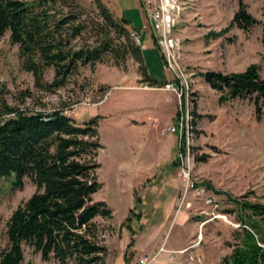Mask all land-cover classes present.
I'll return each instance as SVG.
<instances>
[{"label": "rangeland", "instance_id": "1", "mask_svg": "<svg viewBox=\"0 0 264 264\" xmlns=\"http://www.w3.org/2000/svg\"><path fill=\"white\" fill-rule=\"evenodd\" d=\"M78 3L82 20L89 22L81 38L74 41L81 45L84 38L89 42L95 39L93 24L100 17L94 0ZM245 4L258 20L248 30L232 24L239 0L182 2L176 32L183 42L181 63L190 83L192 115L190 155L184 160L194 182L185 201L181 195L179 139L173 134V141L172 135L163 133L179 115L172 91L170 97L162 89L144 88L152 85L145 81L133 58L128 59L126 67L111 61L81 66L66 86L42 89L33 74L23 69L19 47L11 42L10 32L0 36V100L26 110L63 109L79 122L100 116L98 129L104 147L96 160L103 186L95 199L107 201L114 210L111 218H97L102 242L108 247L106 264H127L118 242L123 229L146 232L162 225L168 232L166 239L172 243L182 230L190 228L186 212L199 229V249L188 256L186 263L224 264L237 242L234 232L241 225L233 199L264 203V103L261 119L249 98L221 103L219 93L202 76L207 70L240 72L251 64H257L264 76V0H245ZM110 8L117 15L123 7L117 0ZM124 11L130 26H142L145 17L140 2L136 9L128 7ZM137 33L144 37L141 47L151 77L163 83L171 80L173 72L151 35L141 30ZM54 77L55 69L48 68L45 81L51 83ZM184 143L187 149V141ZM35 191L29 177L24 178L23 188L14 186L12 178L0 180V249L8 246L9 218ZM23 264L57 262L42 259L40 253L24 245Z\"/></svg>", "mask_w": 264, "mask_h": 264}, {"label": "trees", "instance_id": "2", "mask_svg": "<svg viewBox=\"0 0 264 264\" xmlns=\"http://www.w3.org/2000/svg\"><path fill=\"white\" fill-rule=\"evenodd\" d=\"M94 2L100 20L93 24L92 42L84 38L81 45L74 43L89 27L78 0H0V36L10 32L23 69L42 89L66 86L81 66L111 61L126 67L129 58L139 63L145 81L164 84L151 77L144 50L132 36L141 27L130 26L131 21L118 17L105 0ZM257 22L245 0H239L232 24L248 30ZM52 67L55 77L49 83L44 75ZM202 76L219 93L221 103L249 98L261 119L264 76L257 64L240 72L207 70ZM99 117L79 122L63 109L26 110L0 100V180L12 178L14 186L23 188L24 178L29 177L36 185L7 222L8 246L0 249V264H23L24 245L57 264H106L108 247L97 218H111L114 210L107 201L95 199L103 186L96 160L104 147ZM233 201L241 225L234 232L233 251L223 262L264 264V203L241 197ZM126 259L128 264L127 255Z\"/></svg>", "mask_w": 264, "mask_h": 264}, {"label": "built area", "instance_id": "3", "mask_svg": "<svg viewBox=\"0 0 264 264\" xmlns=\"http://www.w3.org/2000/svg\"><path fill=\"white\" fill-rule=\"evenodd\" d=\"M140 6L144 13V23L141 31L148 32L165 58L166 66L173 72V78L166 81L160 87L147 86L144 88H159L162 90L172 91L178 103L179 115L175 122L169 124L163 129V133L176 134L179 139L178 160L182 161L181 178L183 181V189L181 192L182 199L185 201L188 193L194 187L191 171L185 164L184 156L190 155V130L191 126V109H190V83L185 74L181 63L182 38L177 34L176 30L181 21L183 11V0H139ZM136 43L142 46L141 37L137 32H132ZM187 135V137H186ZM187 141V149L183 148L184 142ZM212 200L210 199L209 202ZM191 205L190 202L187 203ZM182 205V203H181ZM167 251L165 246L152 254L141 256L137 264H150L159 257L161 252Z\"/></svg>", "mask_w": 264, "mask_h": 264}, {"label": "crops", "instance_id": "4", "mask_svg": "<svg viewBox=\"0 0 264 264\" xmlns=\"http://www.w3.org/2000/svg\"><path fill=\"white\" fill-rule=\"evenodd\" d=\"M105 1L108 2L111 7L114 5V3H116L117 0ZM120 2L123 8L121 9L122 13L116 11L118 16L124 15L125 8L132 7L133 9H136L139 6L138 0H120ZM112 9L115 11L113 7ZM163 91L168 93V96L173 97L171 92L167 90ZM169 135H172V139L173 141H175L176 137L173 136V134ZM139 213L141 212H138L137 214ZM185 221L186 223H188L190 228L187 229L186 232L182 230L181 234H179L172 243H170L169 240L166 239L168 232H166L165 227L159 225L147 230L146 232L142 230L136 231L135 235L133 236V244L129 246L132 239V232L123 229L120 235L121 238L118 242H120L119 246H122V248H124L123 250L127 255V258H129L128 264H137L138 259L141 256L155 253L163 245L165 246V249H167V251L161 252L159 254V257L156 260L152 261L150 264H187L186 261L188 259V256L192 255L199 249V247H196L199 241L196 239L199 229L196 226V223L191 220L187 212ZM186 223H183V226H185ZM118 242H116V244Z\"/></svg>", "mask_w": 264, "mask_h": 264}, {"label": "bare ground", "instance_id": "5", "mask_svg": "<svg viewBox=\"0 0 264 264\" xmlns=\"http://www.w3.org/2000/svg\"><path fill=\"white\" fill-rule=\"evenodd\" d=\"M135 32V31H134Z\"/></svg>", "mask_w": 264, "mask_h": 264}]
</instances>
